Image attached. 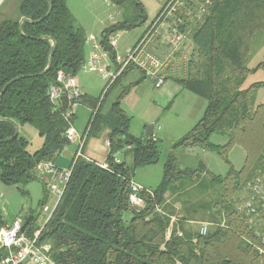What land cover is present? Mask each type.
Instances as JSON below:
<instances>
[{
    "label": "trees",
    "instance_id": "16d2710c",
    "mask_svg": "<svg viewBox=\"0 0 264 264\" xmlns=\"http://www.w3.org/2000/svg\"><path fill=\"white\" fill-rule=\"evenodd\" d=\"M109 1L115 6L129 3L130 8L100 33L104 49L114 59L109 37L145 24L147 16L139 0ZM263 29L264 0H213L193 35L197 62L186 78L175 80L203 98L206 107L173 149L200 146L228 162V151L239 146L245 152L242 166H229L223 176H209L204 164L181 169L170 156L160 184L149 189L151 194L140 193L144 198L140 209L129 206L130 175L138 167L156 163L160 152L157 139L135 138L129 133L131 118L120 107L137 83L125 87L106 114L101 113L99 98L81 96L78 103L91 108L88 137L108 128L105 160L109 169L81 159L75 163L65 192L41 231V240L52 243L54 264H264V255L253 244V234L236 212L234 200L246 181L264 173V103L256 104V92L264 83L242 88L250 72L246 60L253 37ZM85 44L86 34L66 0H19L17 17L0 21L2 183L23 185L35 180L36 164L53 162L69 144L65 132L74 114L65 118L68 107L53 104L48 87L59 71L78 74ZM257 68L264 69V62ZM17 124L36 129L43 139L39 149L30 152L28 141L19 135L9 139ZM214 134L226 136L227 142L212 143ZM121 150L130 155V166L114 162ZM191 189L196 192L193 198L192 191L189 193L192 199L174 198V204L185 199L184 214L178 217L176 228H169L175 205H169V215L155 208L166 203L167 194H188ZM198 213L217 223L204 236L189 224ZM25 220L26 233L40 228L34 225V217ZM4 224L0 214V227Z\"/></svg>",
    "mask_w": 264,
    "mask_h": 264
},
{
    "label": "rangeland",
    "instance_id": "374dc122",
    "mask_svg": "<svg viewBox=\"0 0 264 264\" xmlns=\"http://www.w3.org/2000/svg\"><path fill=\"white\" fill-rule=\"evenodd\" d=\"M139 1L143 4L146 11L147 21L151 20L156 14V9L159 4H157L156 0ZM212 1L213 0H211V3ZM18 4L19 0H1L0 21L16 18ZM67 6L76 19L77 24L84 29L85 34L94 33L99 36L102 23L108 22V26H110L118 22L122 18L121 15L125 12V8L129 7V3H125L123 6H112L109 0H67ZM208 10L209 7L206 14ZM114 12H117L118 16L113 23H110L108 14ZM184 12V8L180 4H177L174 6L172 14L164 24L165 28H175L182 36L176 49L172 44L162 38V36L166 34L165 32H163L162 36L158 39L153 38L158 43H161V51L165 56L176 58L177 65L175 71L172 72L170 66L167 67L166 70L170 74L175 73V75H177L175 78L178 79L186 78L190 68L197 62V52L193 41V35L206 16L202 18H192L184 16ZM143 29L144 24L130 30L118 32L120 37L118 41L119 49H122L127 44H132ZM168 53L171 55H166ZM263 62L264 29L257 32L253 37L246 60V67L250 72L243 82L242 88H247L258 82L264 83V69H255L258 64ZM136 69L137 68L127 73L123 80L114 85L106 95L104 91L105 82L97 73L78 72L76 76L81 91L87 93L90 97L99 98L100 102H102L101 111L103 113L110 108L111 104L117 99L126 86L134 82L135 79L140 80L139 84L132 87L129 93L124 96L121 101V107L131 117L129 127L130 134L142 135L144 137L148 126L151 125L154 128V136L155 139L158 140L160 153L156 163L134 169L130 175L132 181L144 186L146 189L156 188L162 180L164 163L170 156L174 158L178 168L195 169L202 163L205 165L206 171L209 170L210 173L221 176L226 174L229 166H233L235 169H239L242 166L245 152L239 146H233L228 151L227 160L229 163L216 152L208 151L200 146L173 149V144L190 131L198 119L202 117L203 110H205V100L185 89L181 90L173 98L167 99L165 96H160L158 95L159 88H156L144 74V78L147 79L139 78L140 73L138 69ZM262 103H264V85L259 87L256 92V104ZM73 110L76 116L73 126L79 133H82L89 123L91 116L90 111L82 104H77ZM195 115L196 118L193 120ZM18 127L19 135L25 137L28 141L27 149L29 151L37 149L40 142H42V138L38 135L36 129L29 124H18ZM102 129L90 135L89 142L86 143L84 148L86 151V153L84 151L85 155H90L91 158L94 157V159L97 160L96 162H103L105 160L104 156H106L107 149L104 145L106 132ZM210 141L214 144L223 145L227 142V137L214 134L211 136ZM69 145H72V143ZM121 158L124 159L129 166L131 165L129 156L121 154ZM58 163L57 167L61 169L68 168L69 158L62 154ZM191 191V197L193 198V195L196 194L194 189L187 191L188 194L178 196L167 194L166 203L164 202V204L155 208L156 212L169 215V205H175L173 207L176 210V214L170 217L169 228H176L175 223L178 217L184 214L182 213V202L185 199L179 200L181 204L178 202L174 204V198H190L189 193ZM239 193L240 192L236 193L234 200L238 199ZM213 196L216 198L218 193L215 192ZM51 199V196L48 197L45 193L43 182L38 178L23 185H6L0 180V214L5 223H11L17 216L23 218L32 216L35 218L34 225L41 227L45 218V213L42 212V202L43 204L51 205ZM204 216L205 215L202 213H198L194 221H189L193 229L198 230L199 224L202 222L209 223L210 229L217 225V223L209 221L208 218L203 219ZM261 224H264V218Z\"/></svg>",
    "mask_w": 264,
    "mask_h": 264
},
{
    "label": "built area",
    "instance_id": "2783aa9c",
    "mask_svg": "<svg viewBox=\"0 0 264 264\" xmlns=\"http://www.w3.org/2000/svg\"><path fill=\"white\" fill-rule=\"evenodd\" d=\"M157 2L159 4L157 14L144 24L140 38L122 54L115 52L114 59L110 58L108 52L104 49L100 37L94 34L87 35L86 42L90 46V51L81 64L79 72L97 73L105 82V92L129 67H135L142 71L147 78L155 82L156 86L163 83L168 75L177 77L175 73L170 74L166 70L170 66L172 72L175 71L176 58L165 56L161 51V43L153 38L158 39L165 32L166 34L162 38L176 49L182 39L181 34L175 28H165L164 26L166 20L172 14L174 6L180 4L184 8V16L202 18L206 15L211 0H157ZM111 5L114 4L111 3ZM117 16V12L109 13V22L113 23ZM119 38V33L109 37V44L114 51L117 49ZM82 95L83 92L78 86L75 76L62 71L57 73L55 81L48 87V96L53 104L63 105L62 96H66V106L68 107L65 113L66 119L73 115V108L79 104L78 101ZM89 127L88 124L85 130L79 133L73 126V122L69 123L65 137L69 143L75 144V152L68 168H58L50 161H42L36 164L34 176L43 182L45 190L53 196V203L42 207V212L45 213L44 222L40 228L30 234L26 233L27 226L23 232L21 231L26 222L25 218L21 216L15 217L11 223H5L0 227V248L3 250V254L0 256V264H54L52 244L49 241L41 240V231L60 202L75 163L81 159L86 162H94L102 169H109L106 160L97 163L84 153ZM106 144L108 145V142ZM114 162L117 163L119 160L114 159ZM129 186V206L131 208H142L144 198L140 193L144 191L151 194V191L132 180L129 182ZM239 192L238 199L235 201L236 212L252 232L255 242L253 244L256 249L264 255V224H261L264 218V173L246 181ZM209 225L207 222L200 223L199 234L206 235L210 230Z\"/></svg>",
    "mask_w": 264,
    "mask_h": 264
},
{
    "label": "crops",
    "instance_id": "0c3cea01",
    "mask_svg": "<svg viewBox=\"0 0 264 264\" xmlns=\"http://www.w3.org/2000/svg\"><path fill=\"white\" fill-rule=\"evenodd\" d=\"M156 2H157V0H156ZM66 4H67V0H66ZM157 4H158V2H157ZM143 5V4H142ZM68 7V6H67ZM69 9V8H68ZM157 11H158V7H157V9H156V14H157ZM155 14V15H156ZM73 15V14H72ZM154 15V16H155ZM153 16V17H154ZM153 19V18H152ZM76 20V19H75ZM148 21H150V20H148ZM146 22H147V20H146ZM145 22V23H146ZM106 26H108V22H103L102 23V29H101V32H102V30L106 27ZM82 27V26H81ZM84 30V29H83ZM142 33H143V31L141 32V34L138 36V38H136L134 41H133V43L132 44H127V45H125L122 49H119V46L117 45V49H116V51H114V52H118V53H120V54H122L128 47H130V46H132L138 39H139V37L142 35ZM89 34H94V33H86V35H89ZM95 36H97V37H100V35L98 36V35H96V34H94ZM84 51H85V57L87 56V54L89 53V51H90V46H89V44L86 42V44H85V48H84ZM115 56V55H114ZM113 62H114V60H113ZM132 70H135V68H131V67H129L127 70H126V73L123 75V76H121L120 78H119V80L118 81H116V84L117 83H119V82H121L122 80H123V78L126 76V74L127 73H129L130 71H132ZM137 70V69H136ZM139 71V73H140V77L139 78H142V79H147V78H144V76H143V73L140 71V70H138ZM77 76V75H76ZM76 76H75V79H76ZM178 78H175V77H170L169 75H168V77H166V79L163 81V83H161L159 86H156L155 85V82L153 81V80H151V79H148V80H150L153 84H154V86L156 87V88H159V94L158 95H160V96H165L167 99H169V98H173V97H175L181 90H183V88L175 81V80H177ZM77 81V80H76ZM139 82H140V80L139 79H135V81L134 82H132V83H137V85L139 84ZM132 83H130V84H132ZM78 84V83H77ZM115 84V85H116ZM129 84V85H130ZM79 85H80V83H79ZM136 86V85H135ZM127 87V86H126ZM186 90V89H185ZM83 94H87V93H83ZM88 95V94H87ZM203 99V98H202ZM79 104H82V105H84V106H86L88 109H89V111H90V115H91V108L90 107H88L87 105H85L84 103H79ZM113 104V103H112ZM111 104V105H112ZM111 107V106H110ZM120 107H121V103H120ZM205 107H206V102H205ZM122 108V107H121ZM110 109V108H109ZM109 109L107 110V111H105L104 113L101 111V113H103V114H106L108 111H109ZM205 109V108H204ZM124 111V110H123ZM204 111L205 110H203V113H204ZM125 112V111H124ZM126 113V112H125ZM202 113V114H203ZM73 114H74V110H73ZM127 114V113H126ZM128 115V114H127ZM129 116V115H128ZM202 116V115H201ZM75 114H74V119H75ZM130 117V116H129ZM131 118V117H130ZM196 118V115L193 117V120ZM201 118V117H200ZM199 118V119H200ZM74 119H73V122H74ZM198 119V120H199ZM197 123V122H196ZM195 123V124H196ZM17 127H18V124H17ZM19 128V127H18ZM18 128H17V130H18ZM84 130H85V128H84ZM83 130V131H84ZM102 130H104L106 133V137H105V140H104V145H105V147H106V156H104V159H106V157H107V155H108V152H109V148H108V145L106 144V142H108V139H107V133H108V128L107 127H104ZM154 128H153V130H152V136L155 138V136H154ZM18 135H19V133H18ZM132 136H134L135 138H140V139H147V136L145 135L144 137L141 135V136H138V135H135V134H131ZM20 136V135H19ZM21 137H23V136H21ZM90 137V136H89ZM89 137L87 138V141H86V143H88L89 142ZM23 138H25V137H23ZM26 139V138H25ZM42 142H43V139H42ZM42 142H40V144H39V146H38V148L37 149H39L40 147H41V145H42ZM70 144V143H69ZM66 145L64 148H63V150L60 152V154L56 157V159L53 161V163H54V165L57 167L58 166V160H59V158H60V156L63 154V155H65V156H67L68 158H69V164H68V166L70 165V163H71V160H72V157H73V154H74V152H75V144L74 143H72V145ZM86 146V145H85ZM37 149H35V150H37ZM34 150V151H35ZM34 151H30V152H34ZM85 151V150H84ZM85 153H86V151H85ZM121 154H123L124 156H129L130 157V155L127 153V151L126 150H121L120 152H118V153H116L115 154V159H117V160H119L120 162H125V160L124 159H122L121 158ZM89 158H91L90 157V155L88 156ZM93 161H97V160H95L94 159V157H92L91 158ZM104 159H102V160H104ZM130 160H131V157H130ZM97 163H100V162H97ZM60 166V165H59ZM67 166V167H68ZM59 168V167H58ZM142 187H144V186H142ZM151 190V189H150ZM45 193L47 194V196L49 197V196H51V198L53 199V196L51 195V194H49L46 190H45ZM51 199V203H53V200ZM50 204V203H49ZM44 205H47V204H44ZM44 222V221H43ZM43 224V223H42ZM168 237V236H167Z\"/></svg>",
    "mask_w": 264,
    "mask_h": 264
},
{
    "label": "water",
    "instance_id": "95a60500",
    "mask_svg": "<svg viewBox=\"0 0 264 264\" xmlns=\"http://www.w3.org/2000/svg\"><path fill=\"white\" fill-rule=\"evenodd\" d=\"M0 1H1V0H0ZM24 20H25V18H22V19H21V21H24ZM62 103H63V105H65V106L67 105V98H66V96H62ZM152 130H153V127H152L151 125L147 127L146 136H147L148 140L155 139V138L152 136ZM17 135H18V130H17V128H16V129H15V132H14V134H13V136H12L11 138H9V139L15 138V137H17ZM206 173H207L209 176H211V173H210L209 170H207ZM27 224H28V220L24 223V225H23V227H22V229H21L22 232L25 230V227L27 226Z\"/></svg>",
    "mask_w": 264,
    "mask_h": 264
}]
</instances>
